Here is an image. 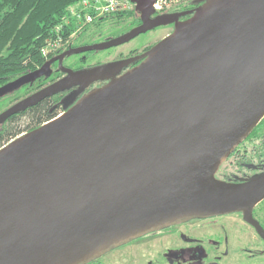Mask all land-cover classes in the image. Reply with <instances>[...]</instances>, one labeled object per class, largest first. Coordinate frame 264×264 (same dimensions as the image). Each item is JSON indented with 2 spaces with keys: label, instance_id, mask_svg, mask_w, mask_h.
Segmentation results:
<instances>
[{
  "label": "water",
  "instance_id": "water-1",
  "mask_svg": "<svg viewBox=\"0 0 264 264\" xmlns=\"http://www.w3.org/2000/svg\"><path fill=\"white\" fill-rule=\"evenodd\" d=\"M133 1L141 24L71 46L60 61L175 21L173 31L137 65L0 146V264H81L192 216L243 210L255 221L264 173L226 183L216 172L264 116V0H202L184 20L152 16L155 0ZM58 56L0 85V96L47 73ZM131 59L98 69L106 77ZM72 78L15 102L0 119L84 76Z\"/></svg>",
  "mask_w": 264,
  "mask_h": 264
},
{
  "label": "flooded vegetation",
  "instance_id": "flooded-vegetation-1",
  "mask_svg": "<svg viewBox=\"0 0 264 264\" xmlns=\"http://www.w3.org/2000/svg\"><path fill=\"white\" fill-rule=\"evenodd\" d=\"M202 3V0H194L187 3L177 4L166 11L154 12L152 16H156L160 13L175 12L179 14L178 20H184L191 16L194 10H196ZM141 23V12L135 11L131 15L124 16V19L120 22V26H122L123 29H121L118 33L113 35L111 34L100 40H93L92 42H80L77 44L70 43L52 54V57L59 56L52 60L50 63V69H48L47 73H44L35 78L33 81L27 82L18 87L12 94L15 95L22 92V95L12 101L8 107L70 73L73 75L72 80H75L80 76H84V78L66 88L47 94L36 102L8 115L6 117L8 120L13 119L20 121L21 125L26 122L23 125L22 131L16 136L30 130V127H34L39 124L38 118L32 117L33 107L47 104L48 106H52V109H57L51 117H45V119L41 121L42 123L61 115L71 105L75 104L85 93L108 83L114 77L122 74L129 68L141 62L144 59L141 54L145 53L149 48L158 43L175 28V21L156 25L136 34L129 40L120 44L104 49H93L94 52L92 55L87 53L92 50L65 54L62 57V61H60V54L71 46L93 43L121 34L124 35L129 33L132 28ZM166 27L169 28L165 32H162L161 34L159 33L154 37H150V32ZM129 42L131 43L126 47L124 46L118 49H111L115 46L123 44L126 45ZM102 50H107V52L103 53L101 52ZM74 54L78 55L72 57ZM129 58L133 59L119 69L109 71L110 74L106 75V77H103L101 69H98V66L103 63L126 60ZM23 120L26 121L22 122ZM223 164L224 170L220 172L222 176L221 178L218 177L216 172V178L226 183L245 182L264 173V116L255 125L252 131L237 144V146L222 162L220 167ZM251 211V217L255 221L246 219L243 210H236L210 216H192L180 219L172 224L162 226L166 229L155 235L148 236L146 232H144L143 234L131 239L128 243L144 238L149 243L154 242L155 240L153 244L156 245H161V243L173 245L181 244L184 248L188 247L187 249L202 246L207 251V256L214 260L211 261V264H264V261H262V258L264 257V246L255 241H264V233H261V231L264 232V198L257 202L252 207ZM233 213H238V216L235 215V217H233ZM230 214L233 219L224 218L225 216H231ZM213 217L219 218L217 221L213 220L211 223L203 224L204 219L206 220ZM245 228H247L249 236L254 237L250 245L246 244V240H244L246 235ZM128 243H123L117 247H121L122 245H126ZM189 253V251H186L185 256L188 257Z\"/></svg>",
  "mask_w": 264,
  "mask_h": 264
},
{
  "label": "trees",
  "instance_id": "trees-1",
  "mask_svg": "<svg viewBox=\"0 0 264 264\" xmlns=\"http://www.w3.org/2000/svg\"><path fill=\"white\" fill-rule=\"evenodd\" d=\"M76 1L78 0H0V85L38 68L52 57L56 51L45 56L41 48L49 37L58 35L56 26L63 22L70 5ZM135 11L134 8L126 14L130 15ZM68 32L69 28L61 27L62 34L67 35ZM16 89L5 94L15 92ZM56 110L47 104L38 105L33 107L32 117L38 118L40 125L45 117H51ZM22 129L20 121L0 119V146Z\"/></svg>",
  "mask_w": 264,
  "mask_h": 264
},
{
  "label": "rangeland",
  "instance_id": "rangeland-1",
  "mask_svg": "<svg viewBox=\"0 0 264 264\" xmlns=\"http://www.w3.org/2000/svg\"><path fill=\"white\" fill-rule=\"evenodd\" d=\"M127 15V14H126ZM124 15V16H126ZM131 15V14H130ZM123 17L120 18H107L102 20L100 23L91 24L83 31L78 32L74 35L70 42L71 43H80V42H92L93 40H100L105 38L106 36L113 35L118 33L122 26H120V22L124 19ZM169 27L160 28L156 31L150 32V37H154L157 34H161L165 32ZM131 42L127 43L126 45L115 46L111 49H118L121 47H126ZM94 51L87 52L89 55H92ZM101 52L106 53L107 50H102ZM78 54H74L72 57L77 56ZM10 92L0 97V113L7 108L12 101H14L18 96L22 95V92H19L15 95ZM12 94V95H11ZM26 120H23L24 122ZM26 122H24L25 124ZM22 124V125H24ZM224 168V164L217 170L218 177L221 178L222 174L220 173ZM231 215V214H230ZM233 217L238 216V213H233ZM231 216H225L226 219H233ZM219 217H213L210 219H204L203 224L211 223L213 220H218ZM165 227H155L151 228L146 231V234L155 235L164 231ZM245 235V243L251 244L254 237H250L247 233ZM187 233V232H186ZM254 233V232H251ZM207 239V238H205ZM259 242L260 245L264 246V241L260 242L259 240H255ZM129 241H127L128 243ZM155 242V240H154ZM154 242H147L144 238L128 243L126 245H122L121 247L111 248L104 252L103 254L90 258L86 262H82L81 264H211L212 260L210 257L207 256V251L202 246L193 247L190 249L184 248L181 244H162L156 245L153 244ZM186 251H189V256L186 257ZM264 261V257L262 258Z\"/></svg>",
  "mask_w": 264,
  "mask_h": 264
},
{
  "label": "built area",
  "instance_id": "built-area-1",
  "mask_svg": "<svg viewBox=\"0 0 264 264\" xmlns=\"http://www.w3.org/2000/svg\"><path fill=\"white\" fill-rule=\"evenodd\" d=\"M184 1L191 2L192 0H155L153 8L155 12H162ZM134 7L135 2L133 0H78L70 5L63 22L56 26L58 35L49 37L41 51L45 56H48L71 43V38L89 25L97 24L107 18L123 17L126 12L134 9ZM61 27L69 28L67 35L61 33Z\"/></svg>",
  "mask_w": 264,
  "mask_h": 264
}]
</instances>
